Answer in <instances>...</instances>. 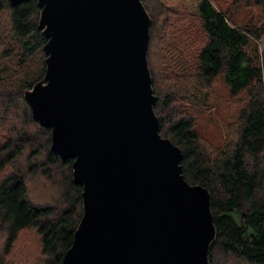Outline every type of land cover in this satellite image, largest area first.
<instances>
[{
  "label": "trees",
  "instance_id": "obj_1",
  "mask_svg": "<svg viewBox=\"0 0 264 264\" xmlns=\"http://www.w3.org/2000/svg\"><path fill=\"white\" fill-rule=\"evenodd\" d=\"M242 1L264 9V0L219 2L220 7L199 0L195 13L189 14L161 0H142L151 19L147 59L159 133L180 147L184 178L211 193L216 236L209 248L210 264H264V55L251 51L252 43L264 37V16L261 25L238 21ZM39 10L37 0L13 6L0 0V126H7L4 118L9 114L21 117L28 129H0V264H61L82 216V186L72 180L73 158L51 149V129L33 119L24 98L25 89L45 73L46 38L37 27ZM196 18L198 31L192 25ZM157 31L161 36H153ZM198 36L201 44L192 55L195 69L183 71L181 91L172 94L173 87H162L159 71L170 69L166 77H172L180 55L187 50L188 56ZM160 37L163 49L155 64L151 44ZM187 75H195L202 88L222 76L229 94L241 97L238 121L225 148L205 146L194 116L181 107L183 100L198 102L203 95L186 87ZM33 178L55 186L51 198L38 191L39 185L28 189ZM31 239L36 251L10 262Z\"/></svg>",
  "mask_w": 264,
  "mask_h": 264
},
{
  "label": "water",
  "instance_id": "obj_2",
  "mask_svg": "<svg viewBox=\"0 0 264 264\" xmlns=\"http://www.w3.org/2000/svg\"><path fill=\"white\" fill-rule=\"evenodd\" d=\"M37 5L45 73L24 98L82 186L61 264H210L211 193L184 178L180 147L159 133L142 0Z\"/></svg>",
  "mask_w": 264,
  "mask_h": 264
},
{
  "label": "rangeland",
  "instance_id": "obj_3",
  "mask_svg": "<svg viewBox=\"0 0 264 264\" xmlns=\"http://www.w3.org/2000/svg\"><path fill=\"white\" fill-rule=\"evenodd\" d=\"M147 1V0H146ZM199 0H161V2L174 10H181L184 12H187L189 14L195 13L196 11V4ZM214 6H219V2L224 3L225 5H230L232 0H212ZM157 4V2L155 1ZM156 7V5L154 4ZM237 13V10H236ZM191 22V16L188 15ZM264 16V9L260 7H253V6H246L245 2L242 1L239 4L238 8V14L236 16L238 21L244 22L247 20H251L252 24H259L262 23V17ZM160 21L162 22L163 19L160 17ZM197 18L195 20V23H192L193 27L195 25V30L198 28L196 26ZM189 24H187L188 26ZM195 32V31H194ZM199 34H201L199 32ZM160 35L157 32H154L153 36ZM202 35V34H201ZM161 36V35H160ZM162 39L161 37L159 40H154L151 44V53H152V61L156 64L159 63V53L160 50L163 49L162 45ZM200 39L199 36L190 43V50L188 51L187 56V50L184 51V56L180 55L179 62L181 63L179 66L175 67V73L172 77H166V73L170 70L160 69L159 71V78H161L162 87L164 89L168 87H173L174 89L169 91L172 94H179L182 88V81H183V71L187 69L189 72L190 70L195 69V62L192 58L193 52L195 50V46L199 45ZM178 51V50H177ZM252 53H257L259 55H264V37L257 42H253L251 46ZM261 61V57L259 62ZM170 64H172L169 61ZM188 78L186 81V87L189 89H198V93L201 96L200 101L198 102H192L189 99L183 100V105L180 103L181 107L185 112H191V114L194 116L196 126L198 128V133L201 136L203 140L202 143L205 146L216 148L218 146L226 147L228 142L231 140L230 133L232 132L235 124L238 121V110L242 107L241 106V97H232L229 94L228 87L225 84L222 76H218L215 81L213 82L212 86L209 88H202L201 86H198L197 80L195 75H187ZM176 77V78H175ZM175 78V80H173ZM165 79L166 81H163ZM193 83L197 84V86H193ZM198 87V88H197ZM1 97H0V104H1ZM179 103V100H178ZM4 121L7 126L3 127L0 126L1 130H7L8 126L14 125L17 128L23 127L22 118L16 117V116H10L7 114L4 118ZM22 130H28L27 127H23L20 129ZM206 142V143H205ZM21 162H25L22 157H20ZM24 165V164H22ZM43 184V185H41ZM39 185L38 191L42 190L46 192L50 198L52 194H54L55 186L51 185L48 181H46L44 178H41V180H35L34 178L29 181L28 183V189L32 191V189H35L36 186ZM37 245L36 242H34L33 239L30 241V245L27 248H20L16 251V253H13L10 259V262L18 261L20 258L18 255H23V253H29L31 251H36ZM6 263V262H5ZM9 264V263H8Z\"/></svg>",
  "mask_w": 264,
  "mask_h": 264
}]
</instances>
